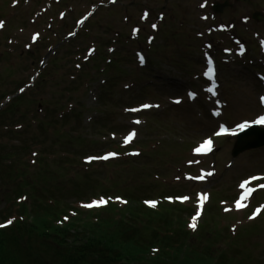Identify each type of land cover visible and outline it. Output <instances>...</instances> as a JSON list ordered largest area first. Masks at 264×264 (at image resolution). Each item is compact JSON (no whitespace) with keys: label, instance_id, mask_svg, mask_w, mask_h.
I'll use <instances>...</instances> for the list:
<instances>
[{"label":"rangeland","instance_id":"rangeland-1","mask_svg":"<svg viewBox=\"0 0 264 264\" xmlns=\"http://www.w3.org/2000/svg\"><path fill=\"white\" fill-rule=\"evenodd\" d=\"M217 1L224 0H0V24L5 25L0 29L1 92H15L14 98L20 86L36 81L0 123L4 151L26 148L21 156L29 174L24 176L32 185L25 192L27 202L33 187L41 203L81 210L103 194L130 199L126 204L133 197L155 199L177 207L170 208L173 216L190 224L200 210V194H207L197 221L202 232L190 240L189 264L220 255L216 250L228 256L229 264H264V188L259 187L264 179L250 181L247 187L255 191L243 201L246 207L236 208L245 190L241 184L264 177V146L234 156L237 138L232 134L262 113L264 0H231L232 7L222 14L212 9ZM89 11L79 34L66 38ZM255 12L262 15L253 19ZM38 32L42 38L32 45ZM64 44L67 51L60 49ZM141 52L148 59L145 67L138 62ZM210 64L217 70L213 79L206 74ZM45 103L50 107L41 106ZM145 104L154 107L142 108ZM100 106L103 117L94 121ZM99 122L109 132L91 141L93 131L104 130H97ZM224 125L229 134L218 136ZM11 130L18 133L7 137ZM133 131L126 148L125 138ZM206 138L214 140V148L197 152ZM129 149L139 155L128 156ZM109 150L117 153L112 161L85 164L88 155ZM42 158L50 166L40 164ZM1 171L0 223L7 219L5 212L16 209L1 184ZM201 175L203 180L193 179ZM17 183L20 187L21 181L11 185ZM257 209L260 213L250 219Z\"/></svg>","mask_w":264,"mask_h":264},{"label":"trees","instance_id":"trees-1","mask_svg":"<svg viewBox=\"0 0 264 264\" xmlns=\"http://www.w3.org/2000/svg\"><path fill=\"white\" fill-rule=\"evenodd\" d=\"M46 76L39 80L38 92L44 88ZM6 96L8 93L0 89V104ZM24 99L25 95L19 96L1 109L0 123ZM17 133L11 130L6 136ZM25 149L12 146L4 151L0 147V171L4 173L1 184H5L9 196L21 197L32 186L24 176L29 174L21 156ZM32 154L37 156L38 152ZM45 163L50 166L42 158L40 164ZM17 181H21L20 187L18 183L16 187L11 185ZM33 191L30 205L14 200L18 216L11 225L0 228V264H189L188 252L193 251L190 240L198 238L203 229H187L186 220L173 216L171 206L152 209L134 197L123 207L110 202L107 207L81 210L63 207L55 199L61 207L41 203L36 187ZM10 214L5 212L4 216ZM216 251L220 255L194 258L192 264H229L228 256Z\"/></svg>","mask_w":264,"mask_h":264},{"label":"snow or ice","instance_id":"snow-or-ice-1","mask_svg":"<svg viewBox=\"0 0 264 264\" xmlns=\"http://www.w3.org/2000/svg\"><path fill=\"white\" fill-rule=\"evenodd\" d=\"M113 2H114V0H113ZM205 2H206V0H205ZM201 6L203 7L204 5L202 4ZM146 16H147V13H145V17ZM2 26L3 25L0 24V27H2ZM153 27L155 28L156 25H153ZM140 60H141V63H143V60H144L143 56L140 57ZM212 71H213V69L210 67L208 73H206V74H210ZM191 95H195V94H191ZM261 100H262V102H264V97H262ZM176 102L179 103L180 101L177 100ZM141 107L142 108H150V107H154V106L145 104V105H142ZM155 107H158V106H155ZM129 111H139V109H130ZM136 123H140V121H136ZM253 123L264 124V116L259 117L258 119L253 121ZM247 126H248V122H244V123L240 124L238 127L240 129H243V128H246ZM224 131H226V129L222 126L220 132H218L217 135H220ZM233 132H235V129H233ZM135 135H136L135 131L129 133V135L125 138L124 142L125 143H129L135 137ZM211 147H212V140H211V138H208V139H206V140H204L202 142V144L200 145V147H198L196 149V151L197 152L210 151ZM115 155H117V154L116 153H109V154H107L106 156H103V157H89L88 159L89 160H92V159H108L110 156H115ZM206 175L210 176V175H212V173L208 172V173H206ZM204 178H205V176L201 175L199 177H194L193 179L203 180ZM259 179H264V177L253 176V177L250 178V180H246V181H244L241 184V187L245 188L246 191L244 192L243 196L239 200L236 201V208L240 209V208L246 207V204L243 201L246 200L252 194V192L255 191L254 188L247 187V186L249 185L250 181L259 180ZM259 187L260 188H264V184H260ZM116 199L120 200L121 203H125V204L127 203V201L122 200L120 197H117ZM168 199H171V197H169ZM178 199L188 200L189 198L188 197H180ZM207 199H208V195L207 194H200V197H199L200 210H198L196 212V214L192 217L191 223L189 224L190 228L196 229L197 221H198V219L200 218V216L202 214V209H203V206H204V202ZM108 202L109 201L107 199L101 198L99 200H94V201H92L90 203H87V204H84L82 206L85 207V208H94V207H100V206L106 205ZM146 203L149 206H151V207H156V205H157L156 201H146ZM225 210L229 211V209H225ZM260 211H261V209H257L256 212L253 214V216L250 217V219H254L255 216L260 213ZM13 219L7 220L5 224H0V228H4V227H7V226L11 225L13 223ZM64 219L67 220L68 217H65ZM233 230H235V228H233ZM153 251L155 252L157 250L153 249Z\"/></svg>","mask_w":264,"mask_h":264},{"label":"water","instance_id":"water-1","mask_svg":"<svg viewBox=\"0 0 264 264\" xmlns=\"http://www.w3.org/2000/svg\"><path fill=\"white\" fill-rule=\"evenodd\" d=\"M227 5L228 3H225L223 6L216 5L214 9L220 11L222 7ZM261 146H264V129L254 126L238 135L233 155L236 156L240 152Z\"/></svg>","mask_w":264,"mask_h":264},{"label":"bare ground","instance_id":"bare-ground-1","mask_svg":"<svg viewBox=\"0 0 264 264\" xmlns=\"http://www.w3.org/2000/svg\"><path fill=\"white\" fill-rule=\"evenodd\" d=\"M213 146V145H212Z\"/></svg>","mask_w":264,"mask_h":264}]
</instances>
